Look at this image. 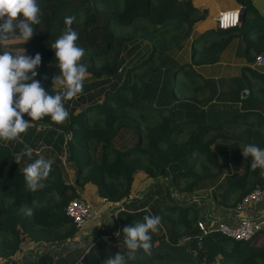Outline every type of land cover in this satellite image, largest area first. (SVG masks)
I'll list each match as a JSON object with an SVG mask.
<instances>
[{
    "label": "trees",
    "instance_id": "1",
    "mask_svg": "<svg viewBox=\"0 0 264 264\" xmlns=\"http://www.w3.org/2000/svg\"><path fill=\"white\" fill-rule=\"evenodd\" d=\"M199 1L38 0L41 23L34 26L35 35L24 44L12 39L7 49L25 50L32 57L41 54L35 79L46 91H58L52 78L60 75V69L51 45L66 30L67 16L76 17L72 28L79 33L78 45L86 49L81 62L87 66L88 76L108 77L116 68L121 77L113 86L102 88L95 98L78 95L82 107L76 113L70 112L71 102L66 101L69 117L64 123L56 124L50 117L32 122L31 129L42 134L61 130L60 149L66 148L67 159L75 167L73 182L67 181V173L53 161L44 181L46 187L31 191L22 169L38 157L17 164V152L11 143L0 140V264H21L18 253L23 242L55 244L74 238L79 228L65 209L69 200L82 198L80 188L85 184L94 185L97 195L109 202L129 197L140 175L153 180L167 177L169 188L193 194L224 172L217 152L221 139L262 148L264 74L259 70L243 67V72L250 75L244 104H236L233 109L222 105L216 120L183 112L189 104L207 101L211 92L207 76L211 74L205 70L222 63L229 47L241 44V33L245 36L257 30L256 26L264 28V18L251 0L236 1L243 6L242 19L253 15L256 21L228 28L209 20L208 7ZM249 43L247 39L246 47ZM257 54L252 58L247 55V59L255 61ZM162 67L168 75L170 103L152 100L148 94V84ZM24 119L30 121L26 114ZM246 161L241 176L227 173L222 189L211 190L212 197L226 209L234 208L255 187H264V174L251 168V157ZM150 194L151 189L139 200L145 201ZM27 208L33 209L31 217L25 215ZM114 211L115 228L104 233L100 231L104 225L97 229L82 264H105L116 252H125L123 228L142 222L145 215L160 216L166 229L151 234L150 255L141 249L128 264H264V243L257 241L264 237V229L256 230L246 240L210 228L203 231L196 209L174 202H160L151 209ZM36 262L70 264L73 259L44 252L38 253Z\"/></svg>",
    "mask_w": 264,
    "mask_h": 264
},
{
    "label": "clouds",
    "instance_id": "2",
    "mask_svg": "<svg viewBox=\"0 0 264 264\" xmlns=\"http://www.w3.org/2000/svg\"><path fill=\"white\" fill-rule=\"evenodd\" d=\"M75 16L65 17L66 30L55 40L51 48L55 50L60 75L52 78L54 88L61 90L50 94L35 77L36 69L42 63V56L36 53L34 57L23 51L7 49L12 39L28 42L34 35V26L41 23V9L38 0H0V140H21L33 121L50 117L56 124L64 123L69 112L65 102L83 93L85 80L89 78L87 66L81 61L86 55V49L79 46V33L72 28ZM30 81V82H29ZM25 114L30 118L25 120ZM34 150L26 147L17 153L14 160L19 164L23 157H32ZM33 162L27 164L23 174L28 188L35 192L46 187L44 181L52 171L53 160L40 153ZM245 158L251 157V168L260 169L264 174V148L248 144L242 150ZM25 215L31 217L33 209L27 208ZM162 218L158 215H145L142 222L127 225L123 228L125 252H116L105 264H128L134 261L139 250L151 254L152 235L162 228Z\"/></svg>",
    "mask_w": 264,
    "mask_h": 264
},
{
    "label": "crops",
    "instance_id": "3",
    "mask_svg": "<svg viewBox=\"0 0 264 264\" xmlns=\"http://www.w3.org/2000/svg\"><path fill=\"white\" fill-rule=\"evenodd\" d=\"M208 3V6L213 2V0H206ZM252 5L256 8L258 11V14L261 15V17L264 18V0H251ZM240 6V3H238L236 0H232L231 2L225 4V6H221L211 10L209 12V20L216 21L217 14L220 10L227 9L229 7L234 6ZM207 6V7H208ZM238 7V6H237ZM256 17L253 15L246 16V18L242 19L240 21V24L244 23L246 26L247 24L254 23ZM250 20V21H249ZM252 20V21H251ZM257 30H252L245 36L243 34H237L242 36V39L240 40L241 44H237V42L234 44L233 47H229L227 49V58L219 64L211 66L209 69L205 70L206 74H211L207 76V81L210 84L211 92L209 96L213 93V91H217L219 89V84L217 82V79H222V89L226 90L227 94V100L226 103H219L220 107L215 108L213 113H208L205 115H201L203 117L209 118L211 121L216 120V115L219 110H221L222 105H226L227 109H233L234 106L244 104V100L247 98V93L245 92V83L247 79L250 78V75L243 72V67L248 66L251 69H256L264 74V65H259L252 59H247V55L250 56V58L253 57L255 53L264 52V29L261 26L255 27ZM248 31V30H247ZM247 39L250 41V43L245 45V41ZM258 51V52H256ZM257 83H260V81H257ZM260 87V86H257ZM217 95V94H216ZM208 96V98H209ZM214 101V100H213ZM264 112V111H263ZM192 115V114H191ZM198 116V115H196ZM27 120V119H25ZM57 133L53 134L50 133L47 135V132L40 133V131L32 130L31 127L25 132L21 134V140L23 142H20L19 140H15L13 142L8 141L11 143V146L13 147L14 151L17 153H20L25 150L26 147H31L34 152L31 158H29L27 155H25L22 159L23 163H28L31 161V159H34L38 157L36 153H40L47 159H52L53 161L59 162V164L64 169L65 173H67V181L73 182L75 173V167L74 165L67 159V152L66 148L60 149V143L62 138L58 137V132L61 133V130H56ZM63 139H66V133L63 135ZM65 142V140H64ZM13 143V144H12ZM246 145L242 142L235 143L232 140L229 139H221L220 143L218 145L217 152L219 154L220 159L223 161V168L224 172L221 173L218 177H216L213 181H211L210 184H208L205 188L197 190V192L200 193H206L208 195H211L212 189L221 190L224 186L225 182V175L227 173L233 174L235 176H241L247 167V161L246 158L242 155V150ZM264 148V145L262 146ZM151 178H145L142 175H140V179L138 182L135 183V189L134 192L131 194H136L139 190H141L146 183L152 181ZM151 194L149 198H147L145 201H140L139 199L134 200V203L132 206H122V209L131 210L134 207H147L149 209L155 207L158 203H170L174 202L178 205L184 206V205H191L196 209V214L198 219L204 220L209 224V221L205 218V210L207 207V203L204 201H189L190 195L187 192H176L177 198L174 199L171 193V190L168 186L167 182L164 183H157L153 185L151 188ZM80 192L83 197L89 198L93 202H98L97 207V217L93 219L94 225H97V223H101L104 225L100 231L105 232L109 229H114L110 227H106L105 225H110L113 223V218L108 215L107 213V206L111 203L109 201L103 200V198L99 197L96 193V188L92 184H85L82 188H80ZM191 194V193H190ZM141 199V198H140ZM119 203V202H118ZM93 204V203H92ZM96 209V208H95ZM264 210V188H263V197L261 201L251 205L247 211L252 214H257L260 211ZM223 213H235L233 208H224L221 206L218 201L215 199V207L212 211V215L216 216L218 214ZM114 216L116 220V211H114ZM111 217V218H109ZM222 220L229 222V223H236L237 218L224 216L221 218ZM101 225V226H102ZM162 228L163 230L166 229L165 224L162 222ZM100 228V227H99ZM81 230H88V229H80L78 233L81 232ZM111 230V231H112ZM110 232V230H107ZM77 233V234H78ZM107 237L108 234H103ZM89 240H85L81 244L76 245H67V244H61L59 249L55 251H47L42 250L38 253H44L49 252L53 257H58L56 255V252L58 251L60 253L59 256H70L71 259H73V262L70 264H82V261L84 260L85 254L89 250ZM107 242V244H109ZM38 245L44 244V243H34L32 241L24 242V245H27L26 247L22 245V252L20 256V262L21 264H24L23 257L30 258V256L35 258L34 254V248ZM36 245V246H35ZM64 245V247H62ZM31 250V251H30ZM29 252V253H28ZM32 254V255H31ZM81 259V263H78L77 261Z\"/></svg>",
    "mask_w": 264,
    "mask_h": 264
},
{
    "label": "built area",
    "instance_id": "4",
    "mask_svg": "<svg viewBox=\"0 0 264 264\" xmlns=\"http://www.w3.org/2000/svg\"><path fill=\"white\" fill-rule=\"evenodd\" d=\"M240 8H231L220 10L217 14L216 21L220 28H228L236 26L240 23ZM5 50L3 46H0V51ZM255 62L259 65H264V52H260L255 57ZM248 93V89H245ZM263 197V188L255 187L249 193L244 195L240 201L236 203L233 210L235 213L241 211H247V209L259 202ZM66 214L73 220L75 225L79 228L89 220L94 219L97 216L98 211L94 208L93 204L83 198H73L68 201L65 209ZM209 225V224H208ZM198 226L206 231L207 228L214 229L220 233L233 237L235 239H249L251 235L260 229H264V216L254 220H237L236 223H228L222 219L217 222L210 223L207 226L204 220H198ZM259 243H264V237L257 239ZM81 263V259L77 261Z\"/></svg>",
    "mask_w": 264,
    "mask_h": 264
},
{
    "label": "rangeland",
    "instance_id": "5",
    "mask_svg": "<svg viewBox=\"0 0 264 264\" xmlns=\"http://www.w3.org/2000/svg\"><path fill=\"white\" fill-rule=\"evenodd\" d=\"M231 1L232 0H213V2L208 6V3L206 2V0H200L199 4L203 7L208 6L207 11L209 13L211 10H214V9L220 7V5L225 6V4H227ZM255 21H256V19H255ZM255 21H253V22H255ZM252 24L253 23H250L247 25H252ZM120 77H121V72H119V69H116V68H113L110 70V74L108 77L98 78V79L89 77L84 82L83 93L93 95L94 96L93 98H95L102 88L113 86L119 80ZM217 82L219 84V89L217 91L214 90L213 93L209 96V98L207 99V101L204 104H202V105L201 104H189L187 106V108L183 110V112L187 113V114L200 115L201 116V115H205L208 113H213L214 109L218 108L217 105H220L219 103H226L225 101L227 100V94H226V90L222 89L223 81L220 78V79H217ZM256 85L260 86L261 84L256 82ZM148 88H149L148 94H150V98L152 100L163 99L164 101H166L168 103L172 102L171 93H170L169 86H168V75H167V71L164 67L160 68V72L148 84ZM57 89L61 90L58 87H57ZM70 102H71L70 112L76 113L82 107V103H81L82 100L79 97L71 99ZM215 104H217V105L215 106ZM180 184H183V183L181 182ZM188 195H190V197H191L192 194L189 193ZM82 198L87 199L91 203H93L94 208H96V210H97V207L99 204L98 202H93L89 198H86L83 196H82ZM173 198L176 199L175 197H173ZM109 218H111V217H109ZM94 223L95 222L93 221V219L89 220L82 226L81 229L91 230L95 226ZM212 223H214V222H212ZM106 229L110 230V231L112 230L109 228H106ZM107 230H105V232H108ZM107 239H109V238H107ZM93 242H94L93 239L89 240V244H88L89 247L91 246V244ZM22 245H24V242L22 243ZM36 245H38V244H36ZM50 245H54V244H50ZM24 246L26 247L27 245H24ZM62 247H64V245H62ZM21 252H22V250L18 253L19 261H20L19 255H21ZM56 255L59 256L60 253L57 251ZM35 260L36 259H33L32 256H30V258L23 257L24 264H34ZM86 264H88V263H86Z\"/></svg>",
    "mask_w": 264,
    "mask_h": 264
},
{
    "label": "water",
    "instance_id": "6",
    "mask_svg": "<svg viewBox=\"0 0 264 264\" xmlns=\"http://www.w3.org/2000/svg\"><path fill=\"white\" fill-rule=\"evenodd\" d=\"M239 8H240V12H242L243 6L240 5ZM241 20H242V17L240 15V21ZM164 182L169 183L170 179L167 177L161 176L157 179H154V180L146 183V185L141 190H139L136 194L130 195L125 200H122L119 203L118 202H111L107 206V213L109 216H111L113 218V223L110 225H105V226L110 227V228H115L116 220H115V216L113 214L114 210L122 208V206L125 203H128L132 200L142 198L153 185H155L157 183H164ZM170 189H171L172 196L177 198V193L173 190L172 186H170ZM189 201H204V202H206L207 207H206L204 215H205L206 219L210 220V222H216L224 216H229V217L234 216L239 220H254V219H259L260 217L264 216V210L260 211L257 214H252V213H249L246 211H241V212H237V213H223V214H218L216 216H213L212 211L215 207V199L206 193L195 192L191 195V197L189 198ZM101 225L102 224L99 222L91 230H81V232L78 233L74 238L66 239L62 243H55L54 245H50V244L37 245L34 248V254H35L36 260H38V252L39 251H42V250L55 251V250L59 249L61 244H67V245H73L74 244L75 245V244L83 243L85 240L92 238L96 234L97 229L99 227H101ZM36 264H38V262H36Z\"/></svg>",
    "mask_w": 264,
    "mask_h": 264
}]
</instances>
